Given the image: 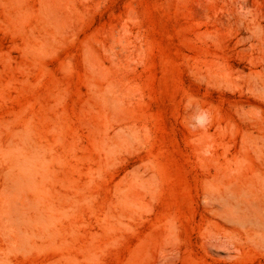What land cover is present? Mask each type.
Instances as JSON below:
<instances>
[{
  "label": "rangeland",
  "instance_id": "obj_1",
  "mask_svg": "<svg viewBox=\"0 0 264 264\" xmlns=\"http://www.w3.org/2000/svg\"><path fill=\"white\" fill-rule=\"evenodd\" d=\"M0 264H264V0H0Z\"/></svg>",
  "mask_w": 264,
  "mask_h": 264
},
{
  "label": "bare ground",
  "instance_id": "obj_2",
  "mask_svg": "<svg viewBox=\"0 0 264 264\" xmlns=\"http://www.w3.org/2000/svg\"><path fill=\"white\" fill-rule=\"evenodd\" d=\"M254 207H255V206H254ZM258 209H259V208H258ZM256 218H257L258 220H259V219H262V220H263V218H261V217H260V218H259V217H255V219H256ZM258 220H257V221H258ZM257 221H256V223H257ZM261 223H262V222H261ZM258 224H259V221H258ZM262 224H263V223H262Z\"/></svg>",
  "mask_w": 264,
  "mask_h": 264
}]
</instances>
